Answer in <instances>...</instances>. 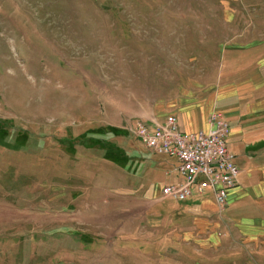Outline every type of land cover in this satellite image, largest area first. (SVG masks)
Segmentation results:
<instances>
[{"label":"rangeland","instance_id":"374dc122","mask_svg":"<svg viewBox=\"0 0 264 264\" xmlns=\"http://www.w3.org/2000/svg\"><path fill=\"white\" fill-rule=\"evenodd\" d=\"M260 45L264 0H0V264H264V224L152 198L171 169L128 130Z\"/></svg>","mask_w":264,"mask_h":264},{"label":"crops","instance_id":"0c3cea01","mask_svg":"<svg viewBox=\"0 0 264 264\" xmlns=\"http://www.w3.org/2000/svg\"><path fill=\"white\" fill-rule=\"evenodd\" d=\"M235 55L240 66H246L253 60L258 64L247 73L242 69L243 75L237 74L239 72L236 70V81H229L218 96H210L204 102H194L186 111L174 115L184 132L207 130L208 119L214 109L219 110L230 122V148L241 173L238 184L230 191L227 213L238 218L245 229L253 233L258 232L259 227L264 224V45L236 52ZM203 107H206L205 113ZM167 115L160 119L139 120L164 122ZM165 159L172 171L174 160L167 157ZM174 177L175 175H170L165 184L172 182ZM157 195L160 200V191L154 190L151 197ZM176 203H185L198 212L214 209L216 205L211 194Z\"/></svg>","mask_w":264,"mask_h":264},{"label":"built area","instance_id":"2783aa9c","mask_svg":"<svg viewBox=\"0 0 264 264\" xmlns=\"http://www.w3.org/2000/svg\"><path fill=\"white\" fill-rule=\"evenodd\" d=\"M130 126L140 145L174 160L175 179L161 187L162 201L186 202L211 194L221 211L227 209L241 170L228 141L230 122L219 110L210 114L207 130L184 132L174 114L164 122L138 120Z\"/></svg>","mask_w":264,"mask_h":264},{"label":"trees","instance_id":"16d2710c","mask_svg":"<svg viewBox=\"0 0 264 264\" xmlns=\"http://www.w3.org/2000/svg\"><path fill=\"white\" fill-rule=\"evenodd\" d=\"M129 133V132H128Z\"/></svg>","mask_w":264,"mask_h":264}]
</instances>
